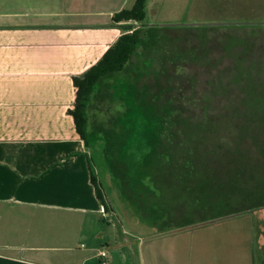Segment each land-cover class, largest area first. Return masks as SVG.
<instances>
[{
	"label": "rangeland",
	"instance_id": "rangeland-1",
	"mask_svg": "<svg viewBox=\"0 0 264 264\" xmlns=\"http://www.w3.org/2000/svg\"><path fill=\"white\" fill-rule=\"evenodd\" d=\"M139 23L145 43L122 71L105 79L119 93L94 106L93 114L87 110L102 126L96 131L124 132L122 158L131 169L125 194L105 158V134L88 136L93 166L115 209H108L110 222L101 223L119 236L125 232L133 246L145 247L144 264H155L154 256L159 264H263L264 203H243V195L233 190L243 175L248 179L240 185L248 188L243 193L264 192V152L259 139L253 143L245 113L264 106V0H147ZM232 76L242 81L231 83ZM121 95L129 96L130 104ZM235 105L241 114L232 127L227 129L231 121L220 123L224 147L208 142L202 149L206 164L214 162L204 176L195 177L193 165V171L174 174L169 159L159 158L157 140L172 145L178 127L196 124L200 133L205 116L226 120ZM243 124L252 126L243 134L250 142L240 134ZM230 155L242 168L225 166ZM204 186L210 202L190 190L205 191Z\"/></svg>",
	"mask_w": 264,
	"mask_h": 264
},
{
	"label": "crops",
	"instance_id": "crops-1",
	"mask_svg": "<svg viewBox=\"0 0 264 264\" xmlns=\"http://www.w3.org/2000/svg\"><path fill=\"white\" fill-rule=\"evenodd\" d=\"M134 2L0 0V264H144L145 247L101 223L90 145L69 113L73 77L141 28L113 21ZM98 126L88 115V136Z\"/></svg>",
	"mask_w": 264,
	"mask_h": 264
},
{
	"label": "trees",
	"instance_id": "trees-1",
	"mask_svg": "<svg viewBox=\"0 0 264 264\" xmlns=\"http://www.w3.org/2000/svg\"><path fill=\"white\" fill-rule=\"evenodd\" d=\"M146 4H147V0H135L131 8H124L116 12L113 16V21L120 22V21H130V20H134V21L144 20L146 17ZM143 40L144 37L142 36V28H136V29L129 28L116 40V42H114L108 48V50L95 64L89 67L82 74L73 77V82L76 87V100L73 108L69 109V113L73 115L77 131L87 145L89 144L88 128H87V123H88L87 110L89 106H91L92 101L95 99V97L99 95L102 96L104 95L105 98H107L110 95H112L113 97L115 95V92L119 93V89L115 87H112V89L110 88L111 90H109L108 87L110 86L107 85V87L104 88L103 84L106 81L105 79L108 76L113 75V73L115 72L122 71L126 67L127 63L129 62L133 54H135L137 49L142 44L145 43L143 42ZM231 81L232 83L236 81H242V78L240 77L232 78ZM120 98L121 100H123V102H125L126 100L128 101L129 99L127 95H121ZM234 113H235L234 116L231 115L225 116L226 120L220 119V122L215 119H209L208 132L210 139L209 143L211 144V147L212 145H215V147H217L218 149H222L224 147V140L219 136L220 123L226 124L231 121V123L227 126V129L231 128L232 122L234 121L233 119L236 118L238 113L241 114L240 112H234ZM245 113H247V118L249 119L248 122H250L253 125L255 136L257 137H260L262 135L264 136V106L263 107L257 106L255 108L245 109ZM250 128L251 127H249V125L243 124L241 127H239L240 134L243 135L245 132L246 133L249 132ZM104 130H105V134H111L110 136H113L114 134L113 131H110L109 129H104ZM245 136L243 135L244 138ZM122 144L123 143L121 141L106 142L104 144L103 151L104 153H106L105 158L107 160L109 167L113 169L115 176L118 179H120L123 189L122 191L125 194H127L128 188L126 186L129 184L127 179L131 178L128 175L131 169L127 161L124 158H122V153H123ZM261 147H262L261 151L264 152V141ZM230 153H234V151H230ZM219 159L220 160L222 159L221 156H219ZM225 162H226L225 166H230L231 168H233L235 165L234 167L235 169L242 168V165L237 161V159L233 155L227 156V160H225ZM207 166L213 167L214 166L213 160L208 161ZM235 172H239V170H235ZM209 177L211 178V176ZM218 178L219 177H216L214 180H217ZM91 180L95 186L98 197L107 207V203L104 197L103 187L93 170H91ZM237 180L238 183L236 184V188L233 191L237 192L240 195H243L241 196V202L243 203L249 202L250 200H253L254 202V200L257 199L258 202L261 201L260 206H263L264 192H262L261 190H258V192L257 190L255 192L253 191L252 193L255 194L254 196H252V194L249 192L243 193L242 190L243 189L248 190V188L240 185H244V183H246V180L248 181V179L242 175L238 177ZM222 191L225 192V190ZM233 191L228 192L229 197L234 195ZM231 193H233V195ZM215 207L216 206H214L213 209H215ZM210 209H212V207Z\"/></svg>",
	"mask_w": 264,
	"mask_h": 264
},
{
	"label": "flooded vegetation",
	"instance_id": "flooded-vegetation-1",
	"mask_svg": "<svg viewBox=\"0 0 264 264\" xmlns=\"http://www.w3.org/2000/svg\"><path fill=\"white\" fill-rule=\"evenodd\" d=\"M136 54H137V51H136L135 54H133V56L136 55ZM232 78H235V77L232 76ZM231 83H232V81H231ZM110 88H112V86H110ZM127 97H129V96H127ZM105 99L106 98H105L104 95L103 96L99 95V96L95 97V99L92 101V104H94V105L98 104L99 102H102ZM124 104H130V102L126 100L124 102ZM128 107H129V105H128ZM228 110H231V109L228 108ZM232 110H234L235 112H239V107L235 105L234 109H232ZM209 119L210 118H208V115H207V116H205V119L202 122H200V124L198 126L199 129H200V133L198 132V130L196 128L197 124L195 126H192L190 128H186V129H182L181 127H178L177 128L178 129L177 130V135L175 136L176 137V142H174V144H172V145H169L167 142L165 143V141H163L161 139H159V140H157L155 142V143H157L158 151H160V153H162V155H163L161 157H159V156L158 157L159 158L165 157V158L169 159V162H170L169 165H170L171 171L174 174H178V171H181V172L184 173L187 170L192 169L191 165H193V169L196 170V172L193 173L194 176L195 175L198 176L197 175L198 173H201V175L205 174L203 172H204V170H206L207 164H206L205 157L202 155V149H205L206 148L205 146L209 142V139L207 137ZM248 125L250 127V124H248ZM98 128H99V126H98ZM100 128H102V127L100 126ZM96 132L100 133V134H102V133L105 134L104 128L100 129V131H96ZM249 132H250V130H249ZM249 132H247V133H249ZM123 134H124L123 131L114 132L113 136H110L111 134H105L104 136L106 137V139L105 140L103 139L104 144L106 142H111V141H121ZM113 137H115V138H113ZM262 137H263V135L260 136V137L255 136L254 140H253V143L257 144L258 143V139H259L260 146H262L263 141L260 139ZM245 138L250 142L251 136L250 137L245 136ZM169 147L171 149H169ZM165 153H169L168 156H164ZM235 158L237 159L238 157H235ZM146 160L147 159H145V162H146ZM198 162H201L200 165H199L201 167V169H200V167H197L195 165V163H198ZM145 167L148 168L150 170V172L152 173L153 168H151L148 163H145ZM193 169H192V171H193ZM192 177H191V179H192ZM204 181H205V179H204ZM201 184H203V182H201ZM196 185H198V183H196ZM195 188L198 191L200 200L202 199V201H206L207 200V201L210 202L209 198L205 194V193L209 192L208 188H205V186H204V190L205 191H203L201 189L203 191V193H202L200 188L194 187V188L190 189L191 192L194 191ZM199 204H201V203H199ZM212 209H213V207H212Z\"/></svg>",
	"mask_w": 264,
	"mask_h": 264
},
{
	"label": "built area",
	"instance_id": "built-area-1",
	"mask_svg": "<svg viewBox=\"0 0 264 264\" xmlns=\"http://www.w3.org/2000/svg\"><path fill=\"white\" fill-rule=\"evenodd\" d=\"M100 211H101V214H103L104 216H107L109 213V211H108V208L106 207V205L105 204H103L102 206H101V209H100ZM101 255H103V256H105V255H107V252L106 251H102L101 252Z\"/></svg>",
	"mask_w": 264,
	"mask_h": 264
}]
</instances>
